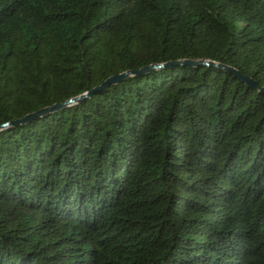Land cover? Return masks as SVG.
<instances>
[{
    "label": "trees",
    "instance_id": "1",
    "mask_svg": "<svg viewBox=\"0 0 264 264\" xmlns=\"http://www.w3.org/2000/svg\"><path fill=\"white\" fill-rule=\"evenodd\" d=\"M89 91L0 128V264H264V0H0V123Z\"/></svg>",
    "mask_w": 264,
    "mask_h": 264
},
{
    "label": "water",
    "instance_id": "2",
    "mask_svg": "<svg viewBox=\"0 0 264 264\" xmlns=\"http://www.w3.org/2000/svg\"><path fill=\"white\" fill-rule=\"evenodd\" d=\"M169 64L170 63H152V64H149L147 66H144V67H142V68H140L138 70H135V71L125 70V71H122V72H119V73H116V74H112V75L106 77L94 89H99V88L107 87V86H109L111 84H114V83H116V82H118L120 80L125 79L130 74H133V73L134 74L135 73H141V74L142 73H146V72H149L151 70H156V69L164 68V67H166ZM174 64H177V65H182V64H189V65H208V64H211V65H214L215 67L220 68V69H222L224 71L232 72L234 75H236L241 80H243L248 86H255V82L253 80H251L249 77L240 74L233 67H230V66H227V65H224V64L215 63V62H212V61H209V60H204V59H199V60L182 59V60H179V61L174 62ZM91 92L92 91H89V92H85V93H82V94L77 95V96L70 97V98L64 100L61 103L53 104V105H51L49 107L41 108V109H39L36 112L27 113L23 117L18 118V119H15V120H12L10 122L0 123V128H5V127L7 128V127H9L11 125H18L20 123H26L29 120L33 119V118H37V117H40V116L44 115L48 111H52V110H56V109H59V108H63L65 106H68L70 104H73L75 102H78L80 99H84L87 96H89L91 94Z\"/></svg>",
    "mask_w": 264,
    "mask_h": 264
}]
</instances>
